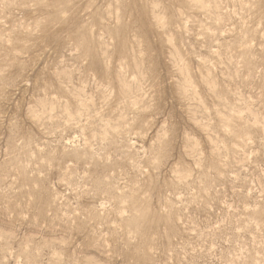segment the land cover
<instances>
[{"label":"rangeland","instance_id":"1","mask_svg":"<svg viewBox=\"0 0 264 264\" xmlns=\"http://www.w3.org/2000/svg\"><path fill=\"white\" fill-rule=\"evenodd\" d=\"M0 264H264V0H0Z\"/></svg>","mask_w":264,"mask_h":264}]
</instances>
